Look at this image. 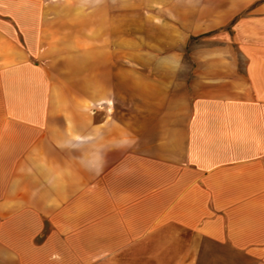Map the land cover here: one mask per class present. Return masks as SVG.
Returning <instances> with one entry per match:
<instances>
[{"label":"crops","instance_id":"1","mask_svg":"<svg viewBox=\"0 0 264 264\" xmlns=\"http://www.w3.org/2000/svg\"><path fill=\"white\" fill-rule=\"evenodd\" d=\"M0 264H264V0H0Z\"/></svg>","mask_w":264,"mask_h":264}]
</instances>
